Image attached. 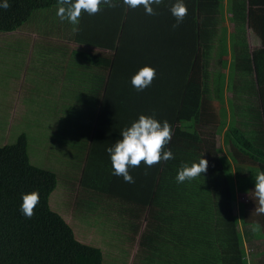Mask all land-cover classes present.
Masks as SVG:
<instances>
[{"label":"trees","instance_id":"16d2710c","mask_svg":"<svg viewBox=\"0 0 264 264\" xmlns=\"http://www.w3.org/2000/svg\"><path fill=\"white\" fill-rule=\"evenodd\" d=\"M8 2L0 8V264H264L254 192L264 171V0H184L175 28L176 0L153 4L155 15L114 0L84 12L75 33L57 16L58 0ZM143 66L156 78L138 91L131 77ZM139 115L169 122L165 150L174 158L130 168L127 183L112 174L106 149ZM200 158L207 171L178 183L181 166ZM61 161L66 169L56 171ZM58 186L63 214L105 226L86 228L93 244L51 209ZM32 191L40 203L29 219L20 205ZM108 235L118 245L101 241Z\"/></svg>","mask_w":264,"mask_h":264},{"label":"clouds","instance_id":"9594fccd","mask_svg":"<svg viewBox=\"0 0 264 264\" xmlns=\"http://www.w3.org/2000/svg\"><path fill=\"white\" fill-rule=\"evenodd\" d=\"M163 0H123V4L135 9L143 7L148 15H155L153 4L159 5ZM57 16L61 21L68 20L74 27L73 33L79 29L80 17L84 12L95 15L101 11V5L109 8L116 7L114 0H58ZM11 5L8 0L0 3V8L7 10ZM171 14L176 18L177 27L188 13L184 0H176L170 8ZM156 78V70L150 66L141 67L132 77L131 84L138 90L143 91L149 87ZM113 146L106 151L110 154L113 175L122 176L127 183H134L133 177L129 173L130 168H137L141 163L147 167H152L162 161L173 159L172 151L165 150L172 137V127L167 120L159 122L153 116L139 115L138 120L123 129ZM208 161L200 158L198 163L191 166L183 164L177 172L176 181L183 183L185 180H192L201 176L207 171ZM255 179L254 192L258 198L260 209L264 212V171H258ZM40 203L38 191H32L22 195L20 211L26 218H31L35 214V209Z\"/></svg>","mask_w":264,"mask_h":264},{"label":"rangeland","instance_id":"374dc122","mask_svg":"<svg viewBox=\"0 0 264 264\" xmlns=\"http://www.w3.org/2000/svg\"><path fill=\"white\" fill-rule=\"evenodd\" d=\"M0 79L2 80V78H0ZM18 97H19V94H15V97H14V100H13L14 104H17L16 102H17V98ZM2 98H3V91H2V86H0V103H3L2 102ZM14 107H16V106H14ZM12 113H13V109H12ZM63 161H64V159H63ZM63 161H61V163H59L55 167V170L57 169L56 171H59V170H62V169L65 170L66 169V168L63 167L64 164H66V163L63 164ZM61 164H63V165H61ZM64 196H65V194L63 193V191L58 186L57 189L51 195V199H50V202H51V204H50L51 206L50 207H51V209L53 211L57 212L59 215H61L64 218V220L71 227L76 239L79 242H81V243L85 242L86 244L92 243L93 239L96 238V232H95L94 229H93L94 231H92V230L86 229V228H90V226H91V228L95 227L97 229V234H99L100 231H103L105 229V226L97 227L96 226L97 224H96L95 220H88V219L87 220H85V219L80 220V218H79V219H76V221H74L73 219L70 218V216L63 214L66 211H65V208L60 204V202H63L62 198H64ZM249 198L250 197H248L246 194H239V195H237V202L240 203V204H244V203L249 202ZM101 241L102 242L105 241L104 243L109 242L111 244V246H115V243H116V245H118L116 238L115 237L112 238V236H110V235H108L104 239H101ZM114 241H115V243H114ZM261 245H260V247H261ZM123 260H125V259L124 258H120L117 261H123ZM130 261L131 260H129L128 262H130Z\"/></svg>","mask_w":264,"mask_h":264},{"label":"bare ground","instance_id":"6f19581e","mask_svg":"<svg viewBox=\"0 0 264 264\" xmlns=\"http://www.w3.org/2000/svg\"><path fill=\"white\" fill-rule=\"evenodd\" d=\"M164 217V216H163Z\"/></svg>","mask_w":264,"mask_h":264}]
</instances>
